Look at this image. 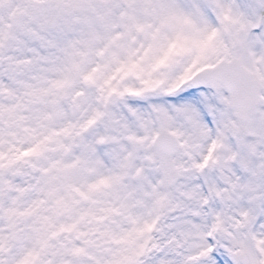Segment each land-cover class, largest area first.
I'll list each match as a JSON object with an SVG mask.
<instances>
[{
  "label": "snow or ice",
  "instance_id": "obj_1",
  "mask_svg": "<svg viewBox=\"0 0 264 264\" xmlns=\"http://www.w3.org/2000/svg\"><path fill=\"white\" fill-rule=\"evenodd\" d=\"M0 264H264V0H0Z\"/></svg>",
  "mask_w": 264,
  "mask_h": 264
}]
</instances>
